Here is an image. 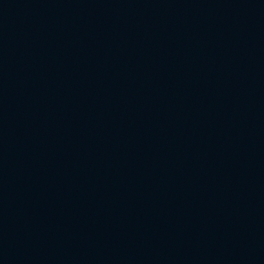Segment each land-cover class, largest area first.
Masks as SVG:
<instances>
[{
	"label": "water",
	"instance_id": "1",
	"mask_svg": "<svg viewBox=\"0 0 264 264\" xmlns=\"http://www.w3.org/2000/svg\"><path fill=\"white\" fill-rule=\"evenodd\" d=\"M0 264H264V0H0Z\"/></svg>",
	"mask_w": 264,
	"mask_h": 264
}]
</instances>
